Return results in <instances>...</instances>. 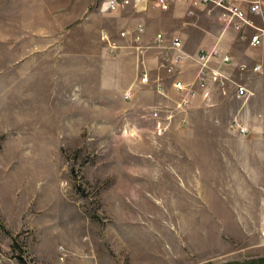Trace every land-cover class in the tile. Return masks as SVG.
<instances>
[{
    "label": "rangeland",
    "instance_id": "374dc122",
    "mask_svg": "<svg viewBox=\"0 0 264 264\" xmlns=\"http://www.w3.org/2000/svg\"><path fill=\"white\" fill-rule=\"evenodd\" d=\"M65 7L0 0V264L264 258V76L239 77L255 99L194 84L178 112L173 88L130 89L158 57L137 67L114 14L43 13Z\"/></svg>",
    "mask_w": 264,
    "mask_h": 264
},
{
    "label": "crops",
    "instance_id": "0c3cea01",
    "mask_svg": "<svg viewBox=\"0 0 264 264\" xmlns=\"http://www.w3.org/2000/svg\"><path fill=\"white\" fill-rule=\"evenodd\" d=\"M53 1L57 2L58 0ZM90 5L92 6V0H66V7L62 12H54L53 9L47 8L43 13L51 16L54 15L57 20L59 16L62 17V19L70 20L76 18V15L80 17L87 12L89 13L88 10L90 9ZM260 6L262 11L261 15L253 17V23L258 26L264 24V0H260ZM187 12L188 8L183 5H173L167 11L162 12L152 7V3L149 0L146 3L144 12L136 13L131 10V8L125 7L110 14L115 15L119 32L123 30H133L137 26L141 27L139 46L151 44L154 35L157 33L162 34L165 39L173 37L179 39L181 42V51L184 53L185 58L176 68L177 74L175 79L180 80L182 83H189L194 79L197 70V66L194 63L195 56L201 51H209L211 49H215L220 54L230 58V63L228 65H221L219 68L229 79L225 85H241L240 80H242V77L240 76L243 74H246L247 77L250 78L264 76V47L251 48L247 45V38L249 33H251L250 29H245L243 39H239L240 35L238 32L223 26L222 21L219 19L218 10L200 7L192 9L191 14ZM120 40V46L127 47L128 38H120ZM131 50L134 51L133 49ZM147 53V56L149 58L151 57L149 61L147 60L148 58H139L135 52L137 67L145 69V63L148 62L149 64V62L153 60L152 56L157 55V52L153 50H148ZM239 64H244L248 69L254 65H259L260 70L256 73L248 70L240 74L236 70V66ZM209 66L215 68L216 65L210 63ZM160 74H162L161 71H155V76H153V78L149 77L150 83L155 78L159 77L161 79V91L165 90L167 93H172L170 81L169 83L168 81L165 82ZM136 82L137 78L136 80L134 79V82L130 85V89L138 87ZM250 90L248 91V93H250L248 97L252 96V99L259 97V94ZM254 120L250 125L251 129L264 130V122H262V119L259 121H257V119ZM71 264L75 263L71 262ZM82 264L91 263L89 261H84Z\"/></svg>",
    "mask_w": 264,
    "mask_h": 264
},
{
    "label": "built area",
    "instance_id": "2783aa9c",
    "mask_svg": "<svg viewBox=\"0 0 264 264\" xmlns=\"http://www.w3.org/2000/svg\"><path fill=\"white\" fill-rule=\"evenodd\" d=\"M96 11L99 14H110L125 7L131 8L136 13L144 12L146 3L149 0H93ZM152 7L159 11L165 12L173 5H183L188 8V14H191L192 9L208 8L216 9L219 11V19L222 21L224 27H229L238 32L243 39L245 29H250L251 33L247 38V45L251 48L264 47V24L261 26L253 23V17L261 15L260 0H150ZM141 27L137 26L133 30H123L119 32L120 38H128L127 48L133 49L139 58H143L148 50L157 52L158 69L163 72L166 77L173 78L171 81L172 88L178 92L179 98L174 106L176 111H183L188 107L191 99L194 97L192 87L194 84L203 85V83L210 80L215 83L221 90L229 79L219 70L221 65H228L230 58L220 54L217 50L211 49L209 51L199 52L195 58L194 63L197 66L194 79L189 83H182L180 80L175 79L177 74V66L181 64L185 58L184 53L181 51V42L176 37L165 39L162 34L157 33L154 35L151 44L147 46H139ZM100 39L109 42L105 33H102ZM113 48V45H110ZM171 53V54H170ZM169 54V55H168ZM210 63L216 66L212 68ZM238 73H244L248 70L256 73L260 70L259 65H254L248 69L244 64L236 66ZM161 79L155 78L151 83L148 74L142 70L137 78V85L145 86L152 85L157 91H160ZM234 85V97L236 99L246 100L250 93L243 85ZM129 93L125 96L128 97ZM205 96V95H204ZM159 113L157 108L148 111L149 118L156 124V129H159ZM235 128L240 132H246V128L241 127L234 123ZM63 257L59 258V264L63 263Z\"/></svg>",
    "mask_w": 264,
    "mask_h": 264
},
{
    "label": "trees",
    "instance_id": "16d2710c",
    "mask_svg": "<svg viewBox=\"0 0 264 264\" xmlns=\"http://www.w3.org/2000/svg\"><path fill=\"white\" fill-rule=\"evenodd\" d=\"M227 264H264V258L258 259V260H252V261H246V262H231Z\"/></svg>",
    "mask_w": 264,
    "mask_h": 264
}]
</instances>
